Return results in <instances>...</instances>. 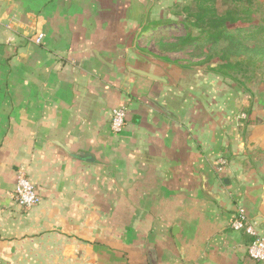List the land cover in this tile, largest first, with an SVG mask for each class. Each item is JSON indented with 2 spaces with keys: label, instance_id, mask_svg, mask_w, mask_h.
Instances as JSON below:
<instances>
[{
  "label": "crops",
  "instance_id": "obj_1",
  "mask_svg": "<svg viewBox=\"0 0 264 264\" xmlns=\"http://www.w3.org/2000/svg\"><path fill=\"white\" fill-rule=\"evenodd\" d=\"M175 2L0 0V264H264L231 226L264 236V89L170 63Z\"/></svg>",
  "mask_w": 264,
  "mask_h": 264
},
{
  "label": "trees",
  "instance_id": "obj_2",
  "mask_svg": "<svg viewBox=\"0 0 264 264\" xmlns=\"http://www.w3.org/2000/svg\"><path fill=\"white\" fill-rule=\"evenodd\" d=\"M180 12H173L182 17L183 24L190 29L184 37H179L174 42L163 44L168 51H179L184 47L198 41L199 36H205L207 43L201 47L200 58L205 55L209 58L211 49L224 44L222 63L211 66L212 71L222 77H231L238 80L233 73H244L251 66H264V22L250 26L252 29L245 35L239 34L250 21L249 14L252 10L251 0H184ZM171 22V21H169ZM167 22H161L166 24ZM157 21L150 22L145 29L157 28ZM198 31L194 36L190 32ZM245 39L255 40L253 44H247ZM202 55V56H201ZM236 56L232 62L230 56ZM207 57V58H208ZM206 62L204 58L199 60ZM259 63V64H257Z\"/></svg>",
  "mask_w": 264,
  "mask_h": 264
},
{
  "label": "rangeland",
  "instance_id": "obj_3",
  "mask_svg": "<svg viewBox=\"0 0 264 264\" xmlns=\"http://www.w3.org/2000/svg\"><path fill=\"white\" fill-rule=\"evenodd\" d=\"M184 0H177L172 6L167 8L165 12L163 11V14L165 13L166 19L168 18L169 23L165 24L163 28L164 37L166 42H174L179 37H184L188 34L190 29L186 27L182 22L181 16H176L173 12H180L182 10V6L184 5ZM250 6L252 7V10L250 11L249 18L250 21L247 25L244 26V29L239 33L242 35L247 34L252 29L250 26H253L254 24H258L260 22H264V0H251L249 2ZM170 16V17H169ZM194 36L198 35V31L193 30L190 32ZM200 39L198 41H195L193 43H190L186 47H184L182 50L179 51H172L166 54L169 55V62L175 64L176 66H180L182 64H186L188 66L192 67V72L195 74L201 73H209L211 79H217L218 75L214 71H212L211 66H216L217 64L222 63V56L224 55L223 46L224 44H220L219 47H216L214 49H211L209 52L210 58L205 55H201V58H204L206 62H200L201 58L199 57L201 53V47H203V44L207 43V39L205 36H199ZM164 39L159 38H153L151 40H148L147 43V53L146 55L149 57H152L153 59L158 57L159 54H154V52H159L161 50H158L160 42H162ZM245 43L247 44H253L255 40L252 39H245ZM164 46V45H162ZM161 53V52H159ZM199 55V56H198ZM160 56V55H159ZM208 57V58H207ZM232 62L237 60L236 56L231 55L229 57ZM259 64V63H257ZM234 76L239 78L238 80H235L231 77H223L224 80H226L227 83L231 84L230 82H241L245 87L249 84L255 83V87H257V90H263L264 89V66L262 68L251 66L247 72L244 73H233ZM220 78L222 76H219ZM263 85V86H262ZM263 87V88H261Z\"/></svg>",
  "mask_w": 264,
  "mask_h": 264
},
{
  "label": "built area",
  "instance_id": "obj_4",
  "mask_svg": "<svg viewBox=\"0 0 264 264\" xmlns=\"http://www.w3.org/2000/svg\"><path fill=\"white\" fill-rule=\"evenodd\" d=\"M44 37L43 33L36 36L35 41L40 43ZM241 117L246 118L244 113ZM127 119V107L117 106L112 110L111 129L113 132L118 133L123 129ZM226 163L225 159L219 160V170ZM15 197L19 205L25 208L35 206L40 198L36 192L34 184L23 174L19 175L15 187ZM234 230L243 232L249 235L252 239L248 244L249 256L259 262H264V236L261 235L256 227V221L252 220L247 214L244 207H239L231 222Z\"/></svg>",
  "mask_w": 264,
  "mask_h": 264
},
{
  "label": "water",
  "instance_id": "obj_5",
  "mask_svg": "<svg viewBox=\"0 0 264 264\" xmlns=\"http://www.w3.org/2000/svg\"><path fill=\"white\" fill-rule=\"evenodd\" d=\"M132 70H134L135 72L139 73V74H142V75H145V76H148L152 79H156V80H160V79H163L162 77L158 76V75H155L153 73H150L148 71H145L143 69H137V68H132ZM60 146L65 149L67 152H70L69 148L63 144H60ZM78 155H80L81 157H87L86 155H88V153H85V152H80ZM151 264H155V261L152 259L151 260Z\"/></svg>",
  "mask_w": 264,
  "mask_h": 264
}]
</instances>
